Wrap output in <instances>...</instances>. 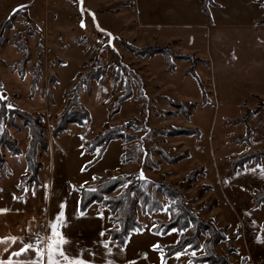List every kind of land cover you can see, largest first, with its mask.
<instances>
[{
    "label": "rangeland",
    "instance_id": "1",
    "mask_svg": "<svg viewBox=\"0 0 264 264\" xmlns=\"http://www.w3.org/2000/svg\"><path fill=\"white\" fill-rule=\"evenodd\" d=\"M124 1L128 0H0V22L7 19L13 9L27 11L30 18L27 23L23 15L18 14L12 19L11 27L4 31L6 43L0 47V97L8 109L41 116V124L46 130L47 149L43 151L37 148L35 160L43 164L40 180L44 186L48 185L51 163L60 165L57 185L68 206L74 204V198L78 195L77 188L93 184L98 177L141 173L136 180L146 179L179 190L198 219L203 222L211 221L216 229L223 230L226 241L213 247L215 255L219 256L229 246L235 249L236 239L229 240L234 234L238 237L239 226L236 216L220 192L218 173L219 177L225 175L233 158L255 151V146L234 141L243 134L245 127L242 124L230 125L228 122L241 118L240 109L220 108L216 111L210 107H201L191 111L188 119L183 117L172 103H195L197 107L196 102L187 100V97H197L201 105L197 83L186 74L190 63L187 62L189 68L186 72L182 73L179 69L175 75H170L175 69L165 72L161 56L158 59L139 57L129 51L127 46L148 47L139 45L149 42L142 37L141 7L122 6ZM135 1L141 6V0ZM161 1L164 0H155L157 4ZM191 2L197 7L199 14H202L198 0ZM18 5L22 7H17ZM81 20L84 22L83 27ZM29 32L31 35H28ZM187 32L192 39L186 44L194 43L196 34L201 36L193 28ZM100 36L103 40L99 39ZM21 37L27 43L29 60L24 66H13V63L23 59V53H19L13 45ZM37 62L40 64V74L34 84L33 76L36 71L33 68ZM198 64L201 63L195 64L194 71ZM88 72L99 75V79L89 82L88 87L79 95L80 103L89 113L90 122L82 127L68 124L66 132L52 138L51 132L57 116L62 112L66 100L71 97L65 94L66 90L76 84L77 75ZM185 78L187 84L180 86L179 80ZM126 84L131 91L130 97L120 102L119 111L109 118V111L125 95ZM204 91L208 98L206 87ZM134 120L144 123L145 127L136 129L137 131L128 129L126 134L132 138L130 142H110L101 159L89 169H83L85 163L94 156L84 153L82 143L85 140L92 139L105 125L116 127ZM167 128L195 129L199 132V138L153 134L154 131ZM4 129L16 142L21 154L14 157L4 147L0 149L3 159L0 170V201L3 203L7 200L6 196L15 195L20 178L26 174L23 155L29 140L27 129L22 127L17 118L9 119L8 115L1 118L0 133ZM123 154L135 157V160L122 164L120 157ZM185 154V159L173 164L165 162V158L174 159ZM199 169L202 174L189 186L183 185L180 189L189 172ZM202 186H208L209 190L200 194ZM29 187L19 188L21 198L27 195ZM250 193V190L246 191L244 197L251 203ZM38 194L41 193L32 195L35 198L29 199V206L40 207L45 201L38 199ZM24 201L14 199L13 203ZM159 201L163 207L168 204L163 197H159ZM96 207L102 210V207ZM249 207L252 208V205L249 204ZM251 210L255 221H263L264 203L259 209ZM136 219L146 227L142 233L144 236L140 239L147 242L149 239H158L150 229L158 221H167L168 215L166 211L143 215L137 207ZM34 225L36 234L39 223ZM138 234L141 233L136 236ZM168 234L157 241L171 245L174 239L177 240L178 233L172 231ZM204 239L200 237V250L192 252L191 256L203 254ZM237 248L239 255L233 256L232 260L235 264H241V244L238 243ZM232 254L228 255L229 260Z\"/></svg>",
    "mask_w": 264,
    "mask_h": 264
},
{
    "label": "crops",
    "instance_id": "2",
    "mask_svg": "<svg viewBox=\"0 0 264 264\" xmlns=\"http://www.w3.org/2000/svg\"><path fill=\"white\" fill-rule=\"evenodd\" d=\"M198 2L202 14H199L191 0H164L159 4L155 0H141V6L136 4L135 0L122 3H129L128 7H136V5L138 9L141 7L142 37L149 43H142L139 46H166L171 51L194 56L205 62L196 66L195 73L208 91L210 104L203 107L197 97L193 99L187 97L188 101L197 103V109L210 107L218 111L220 108H237L241 110V114L246 107L253 110L257 104L256 97L264 98V23L258 24L264 15V8L258 0H213L214 5L209 7L210 20H208L201 10L200 0ZM192 28L201 36L196 34L194 43L186 44L192 39L187 32ZM175 66V71L170 75H175L179 69L184 73L189 68V64L184 61L175 62ZM186 79L179 80V85L187 84ZM248 127L250 130L248 145L252 144L255 150H258L264 145V107L248 117ZM244 132L245 128L243 134ZM57 165L56 162L51 163L50 182L44 186L40 180L42 164L39 188L32 191L29 187L27 195L19 199L26 201L13 203L14 195L6 196L5 203L0 201V209H6L0 212V237L17 238L0 240V261L7 264L11 257V264H19L34 259L35 252L31 250L19 256L13 253L24 243H34V224L39 223L44 226L45 237L48 233L49 221L60 210L59 204L64 202L63 219L66 223L60 231L68 239L64 248L69 254L81 256L92 261V264H105V261H111L112 264H129V262L161 264L160 248L169 244H161L157 240L167 235H156L157 240L153 238L147 242L143 241L140 238L144 236L142 234L146 228L144 225L141 232L129 235L124 247L112 243L106 234L100 236V232L103 230L105 233L110 226L107 211L103 208L100 211L97 205H93L83 215H77L78 195L74 198V204L68 206L62 196L64 194L58 190L61 167ZM218 178L222 197L236 216L239 226L238 237L234 241L235 253L230 255V260L235 264L232 258L239 255L237 248L239 243L243 252L240 260L246 258L248 264H264V219L255 221L251 216L252 208L249 207L251 203L244 197L246 191L251 192L264 186V158L260 164L247 166L228 178L224 175L219 177L218 173ZM37 193L41 194L36 197L45 201L40 207L29 206V199H33L32 195ZM21 194V190L17 188L15 196L20 197ZM98 212L103 216H98ZM137 233L141 234L136 236ZM101 240L109 242L111 253L100 244ZM175 241L176 239L170 244ZM153 244H158L159 248L153 249L151 247ZM190 256V254L175 255L167 258L164 264H188Z\"/></svg>",
    "mask_w": 264,
    "mask_h": 264
},
{
    "label": "trees",
    "instance_id": "3",
    "mask_svg": "<svg viewBox=\"0 0 264 264\" xmlns=\"http://www.w3.org/2000/svg\"><path fill=\"white\" fill-rule=\"evenodd\" d=\"M258 3L264 8V0H258ZM129 3H122V6H127ZM201 10L210 20L209 7L213 6V0H200ZM18 9L10 13L7 19L0 22V47L6 43V39L3 34L6 29L11 27L10 23L14 17L18 14L23 15L26 22H30L27 11H21ZM264 23V15L258 24ZM28 35H31L29 32ZM19 37V36H18ZM19 53H23V59L13 63V66L21 64L24 66L29 60V50L27 43L23 37L19 38L13 44ZM127 49L134 55L139 57L153 58L155 56H161L165 64V72L169 73L175 69V61H186L190 63V68L186 74L195 80L201 94V105L205 106L210 104V100L207 98V93L204 91L202 82L198 79L194 66L195 64L205 62L198 60L193 56L177 54L170 51L166 46H148V47H134L127 46ZM36 75L33 76V83L35 84L37 78H39L40 64L37 62L34 66ZM76 84L67 89L65 94L71 95L66 100V104L62 112L57 116L56 123L51 132L52 138H56L59 134L66 132L68 124H75L82 127L84 124L90 122L89 113L83 108L79 101V95L83 90L88 87L89 82L97 81L99 75L95 72H88L87 74H80L76 77ZM1 92V87H0ZM131 91L129 85L126 84L125 95L118 99L116 106L109 111L108 117L111 118L119 111V104L122 101L127 100L130 97ZM257 98V104L253 110L245 109L241 118L234 121H229L230 125L242 124L245 127V132L242 136L236 137L234 141L238 144L249 143L250 130L248 127V117L257 113L262 107H264V98ZM176 109H178L185 119H188L191 111L196 108L195 103H172ZM245 106V104H244ZM186 109H188L186 111ZM5 115L9 116V119H18L23 128L28 132V144L25 149L23 159L26 165V174L20 178L19 188H28L31 186L32 191H36L39 186V174L42 169V165L35 160L37 155V148L45 151L47 149L45 144L46 130L41 124V116L28 114L18 109H8L5 107L4 100L0 97V119ZM137 126V127H134ZM145 127L144 123L134 120L128 121L125 124L109 127L104 126L103 130L97 133L92 139L85 140L82 143L84 153L88 155H94L89 162H86L83 166L84 170L89 169L95 165L105 152L107 145L112 141L122 140L128 143L132 140L126 134L128 129L137 131L136 129ZM147 131V130H146ZM153 134L167 135V136H188L199 138V132L195 129H164L154 131ZM4 147L11 156H19L20 150L17 147L16 142L10 137L7 130H3L0 133V149ZM187 155H181L174 159L165 158L167 164H173L177 161L185 159ZM264 158V145L255 151L244 153L238 157L232 159L226 170L225 177H229L236 172L243 170L247 166H255L260 164ZM121 163H130L135 160V157H130L128 154H123L120 157ZM3 167V159L0 155V170ZM202 174V170L191 171L182 181L183 185L189 186L193 183L197 176ZM142 174H129L127 176L114 177L112 175L106 177H98L91 185H84L77 188L78 193V211L85 213L91 206L98 205L108 212V223L110 227L105 230V234L108 239L119 247H124L123 241H128V237L131 233L141 232L144 225L137 221L136 211L137 207L143 215H153L166 211L168 215L167 221H158L150 229L151 233L160 236H166L168 233L175 229L178 233V238L175 243L167 245L162 250L163 260L175 256L177 252L180 255H189L192 252L200 250L199 244L200 237H204L203 241V254L197 256H190L188 264H232L228 259V255L235 252V249L229 246L226 251L221 255H215L213 247L221 242L226 241V236L223 234V230L216 229L211 221L203 222L198 219L192 210L187 206V201L183 198L179 190L172 189L164 184L153 183L149 180H136ZM184 187V189H185ZM183 189V190H184ZM209 190L208 186H202L200 194H203ZM117 192V193H116ZM159 197H163L168 201L166 207H163L159 201ZM252 209H258L264 203V186L259 189L252 190L250 193ZM237 238V234H234L230 241H234ZM247 262L246 258H243L241 264Z\"/></svg>",
    "mask_w": 264,
    "mask_h": 264
},
{
    "label": "snow or ice",
    "instance_id": "4",
    "mask_svg": "<svg viewBox=\"0 0 264 264\" xmlns=\"http://www.w3.org/2000/svg\"><path fill=\"white\" fill-rule=\"evenodd\" d=\"M22 7V6H17ZM16 11V9H13ZM84 26L83 20H81V27ZM11 107V105H9ZM83 170V169H82ZM95 178V177H94ZM21 197L13 196V199H20ZM45 198H47V194H45ZM65 207L64 202L59 204V211L55 214V217L51 219L48 223V233L45 237H39L34 243H24L22 247H19L13 255L19 256L26 251L35 252V258L28 262H19V264H92V261L86 260L81 256L69 254L64 245L68 242L65 234L60 231L66 221H64L63 209ZM6 209H0V212H4ZM77 215H83L82 212H77ZM98 216H103L102 213L98 212ZM172 231H176L173 229ZM104 231L100 232V236H104ZM3 239H17L16 237H0V240ZM127 241H123L126 243ZM100 244L107 250L108 253H111L112 249L109 247V242L107 240H101ZM153 249H158V244L151 245ZM122 250V249H121ZM147 255L146 253L144 254ZM175 255L179 256L180 253L177 252ZM46 257V261H45ZM0 264H5L4 261H0ZM7 264H11V257H9V261ZM105 264H112L111 261H105ZM129 264H134V262H129ZM161 264H164L163 256L161 255Z\"/></svg>",
    "mask_w": 264,
    "mask_h": 264
},
{
    "label": "built area",
    "instance_id": "5",
    "mask_svg": "<svg viewBox=\"0 0 264 264\" xmlns=\"http://www.w3.org/2000/svg\"><path fill=\"white\" fill-rule=\"evenodd\" d=\"M100 40H103V37L100 36L99 38ZM38 236L39 237H44V234H43V226L42 225H38L36 226V234L35 236L33 237L34 238V242L38 239Z\"/></svg>",
    "mask_w": 264,
    "mask_h": 264
}]
</instances>
